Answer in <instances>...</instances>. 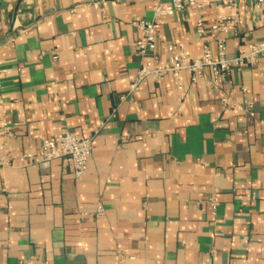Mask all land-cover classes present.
Instances as JSON below:
<instances>
[{
  "label": "crops",
  "instance_id": "0c3cea01",
  "mask_svg": "<svg viewBox=\"0 0 264 264\" xmlns=\"http://www.w3.org/2000/svg\"><path fill=\"white\" fill-rule=\"evenodd\" d=\"M0 0V264H264V81L255 68L146 78L135 22L157 0ZM157 19L190 57L216 40L196 23L233 20L227 55L264 41V9L248 0ZM125 97L122 99L121 97ZM228 104H222V100ZM246 100L254 116L229 108ZM92 138L77 181L66 159L19 157L62 133ZM217 203L215 210L207 203ZM103 214L96 215L97 204Z\"/></svg>",
  "mask_w": 264,
  "mask_h": 264
},
{
  "label": "built area",
  "instance_id": "2783aa9c",
  "mask_svg": "<svg viewBox=\"0 0 264 264\" xmlns=\"http://www.w3.org/2000/svg\"><path fill=\"white\" fill-rule=\"evenodd\" d=\"M227 6L236 8L239 0H221ZM255 9H264V0H248ZM91 4L103 11L104 0H91ZM202 9L199 0H157L153 9L152 20H137L135 27L139 34L134 44V50L140 58V67L134 82L130 85L129 94L133 93L138 84L146 78L161 81L166 75H171L178 89H181V74L187 73L192 82H196L208 71L212 77V83L219 85L232 71H241L245 68H255L259 71L264 81V41L254 42L237 50L233 57L227 55L226 39L219 36L227 33L232 28L233 20L219 19L215 23L206 26L202 18L196 23V34L200 39L211 37L216 40V52L214 53L208 44H203L199 55L190 57L181 45H168L170 57L167 63L157 64L155 50L159 41L157 19L173 16L184 12L187 8ZM124 99L125 97H121ZM222 104L227 105L228 100L223 99ZM254 103L246 100L241 104H230L229 108L248 116H254ZM92 151V138L62 133L45 138L40 142L35 152H25L19 157V161L28 165H38L59 159L68 160L73 169V177L79 181L87 170L89 156ZM5 163L0 160V165ZM207 203L212 210L216 208V201L209 199ZM104 212L100 203L97 204L96 215Z\"/></svg>",
  "mask_w": 264,
  "mask_h": 264
}]
</instances>
